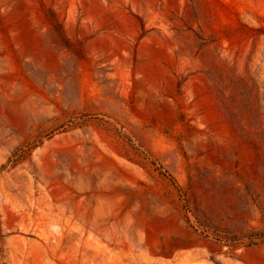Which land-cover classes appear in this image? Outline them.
Masks as SVG:
<instances>
[{"label": "rangeland", "instance_id": "rangeland-1", "mask_svg": "<svg viewBox=\"0 0 264 264\" xmlns=\"http://www.w3.org/2000/svg\"><path fill=\"white\" fill-rule=\"evenodd\" d=\"M0 264H264V0H0Z\"/></svg>", "mask_w": 264, "mask_h": 264}]
</instances>
